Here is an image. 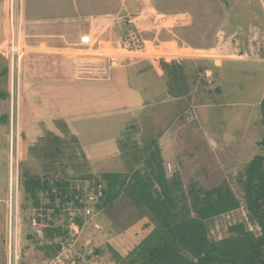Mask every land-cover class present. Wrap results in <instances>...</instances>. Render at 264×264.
I'll return each instance as SVG.
<instances>
[{
    "label": "rangeland",
    "instance_id": "obj_1",
    "mask_svg": "<svg viewBox=\"0 0 264 264\" xmlns=\"http://www.w3.org/2000/svg\"><path fill=\"white\" fill-rule=\"evenodd\" d=\"M108 6L107 12L121 17L107 33L110 50L105 52L116 59L111 64L104 56L76 59L74 70L57 74L59 78L46 56L52 50L22 59L21 49L20 63H14L11 70L6 51L8 4L0 0V91L7 95L0 99V264H50L57 241L64 237L72 239L66 255L75 264H119L116 255L128 254L139 234L152 227L148 218L131 211L123 199L97 211L91 224H98L100 231L86 224L77 235L69 223L72 200L55 211L47 207L49 199L41 192L35 209L21 187L20 175L26 171L44 177L38 149L48 132L61 137L63 155L52 174L68 182L70 193L81 181L99 179L101 173H122L127 169L122 149H140L166 131L174 142L170 152L162 143L167 176L177 172L183 184L190 179L210 184L226 179L238 197L241 191L235 176L260 152L264 0H109ZM14 16L16 34V12ZM37 27L40 34L54 32L53 27ZM135 27L154 65L165 61L187 73L182 95L164 94L157 87L155 72L136 73L146 62L115 50L118 37ZM35 39L33 46L52 42L48 37ZM120 56L123 60L118 62ZM83 61L81 72L78 65ZM118 69L117 78L110 80ZM159 70L164 82H170L160 66ZM121 132L120 151L116 139ZM72 135L78 145L70 140ZM82 153L90 159L91 169L83 165ZM244 218L242 207L217 217L210 224L211 237H223L230 224ZM146 223L149 226L144 228ZM56 227L62 231L59 236L53 231ZM39 228L44 229L42 240L36 232ZM46 229L51 235H46Z\"/></svg>",
    "mask_w": 264,
    "mask_h": 264
},
{
    "label": "trees",
    "instance_id": "obj_2",
    "mask_svg": "<svg viewBox=\"0 0 264 264\" xmlns=\"http://www.w3.org/2000/svg\"><path fill=\"white\" fill-rule=\"evenodd\" d=\"M127 34L122 46L130 50L142 49L132 28ZM159 66L170 80L166 83L167 92L174 97L182 95L184 86L181 84L187 73L165 61L159 62ZM6 97L0 91V99ZM261 107L264 109V96ZM70 140L78 145L74 135L70 136ZM119 140L117 144L120 150ZM43 141L38 152L46 173L44 177H38L22 171L21 187L25 195L31 199L35 209L39 207L38 193L41 192L47 194V207L55 211L70 200L74 206H80L81 202L76 198L79 189L68 192V182L53 175L54 165L63 155L61 137L48 132ZM259 146L260 152L252 156L235 176L241 197L235 194L226 179L214 184L190 179L183 184L177 172L167 176L156 139L145 143L140 149L136 147L128 152L122 149L127 171L104 172L96 179L104 185L97 210L110 208L123 199L121 202L127 204L131 211L135 210L148 218L152 227L124 257L115 253L118 263L264 264V134ZM82 163L87 164L85 156ZM241 207L245 211L244 220L230 224L226 235L213 239L210 224L217 217ZM131 211H128V215ZM75 222L78 225L81 223ZM148 226L147 223L143 225L144 228ZM53 231L56 236L62 232L58 227ZM45 233L51 235L52 231L46 229Z\"/></svg>",
    "mask_w": 264,
    "mask_h": 264
},
{
    "label": "crops",
    "instance_id": "obj_3",
    "mask_svg": "<svg viewBox=\"0 0 264 264\" xmlns=\"http://www.w3.org/2000/svg\"><path fill=\"white\" fill-rule=\"evenodd\" d=\"M8 4V24H9V34H8V43L9 38L12 33V19H14V13L16 12L17 18V28L19 26V41L21 45L22 59L25 56L35 55L38 52H45L46 50H52L49 56L52 60L51 68L53 73L56 75L64 74V72L76 67L77 56L74 54L73 49L76 47L79 37L82 35H89L93 41V44L96 48L103 50H110L107 48L109 40L108 30L114 28V22L120 23L121 17L118 14L107 12L109 6V0H6ZM38 14L45 16L44 20L38 18ZM115 15V16H114ZM12 16V17H11ZM11 18V19H10ZM133 19V24L136 23ZM117 20V21H116ZM135 25V24H134ZM37 26H49L54 28L52 34H40L38 33ZM40 32V31H39ZM14 33V30H13ZM106 34V35H105ZM42 36L50 38L49 42L42 41L41 45H46L45 47L33 46L31 44L35 37ZM36 40V39H35ZM3 41V39L1 40ZM0 41V42H1ZM39 42V41H36ZM31 45H30V44ZM145 46V45H144ZM5 49V47H3ZM145 47L143 53L135 54L134 61L136 62H146V65L143 69H137V74H144L145 72H155L157 87L161 91H165L164 94H167L166 83L159 75V66L154 65L152 59H149L151 54ZM119 50V49H115ZM31 52V53H30ZM46 53V52H45ZM122 54V53H121ZM120 54V55H121ZM115 55V54H114ZM116 56V55H115ZM48 57V58H49ZM121 58V56H120ZM99 60L100 57H97ZM113 59L115 60L116 57ZM123 60L122 58L118 61ZM114 63V62H113ZM133 63V62H132ZM101 69H105L103 65H100ZM150 66V67H149ZM115 67V64L113 65ZM99 68V67H98ZM136 68V67H135ZM120 69L112 72V77L110 80H115L117 74L120 72ZM61 78V76H58ZM165 75V74H164ZM166 78V77H165ZM119 83V82H117ZM126 86V85H125ZM131 89L132 87H127ZM126 126V124H125ZM125 128V127H124ZM123 132V131H122ZM120 136L116 139L117 141L121 138ZM167 131L163 134H160L156 140L157 144L163 152V141L166 142L167 151H171L174 146V142L171 141L170 135H166ZM118 148V147H117ZM85 156V155H84ZM87 164L91 169L90 159L88 156H85ZM164 165V159H163ZM127 169L123 170L122 173L126 172ZM121 173V172H120ZM137 235L138 233H134ZM143 235L139 234L138 239Z\"/></svg>",
    "mask_w": 264,
    "mask_h": 264
},
{
    "label": "built area",
    "instance_id": "obj_4",
    "mask_svg": "<svg viewBox=\"0 0 264 264\" xmlns=\"http://www.w3.org/2000/svg\"><path fill=\"white\" fill-rule=\"evenodd\" d=\"M10 21H12V20H10ZM127 22L129 23V20ZM130 23L132 24V26H134L132 21H130ZM11 25H12V23H11ZM137 30H138L137 27H135L134 31H135L136 35H137V32H136ZM19 31H20L19 26L17 28L16 34H15V32L13 33V29H12L10 41H9V44H8V47L6 50L8 55H9V62H10L11 70H13L15 64L19 65V63H20L21 45H20V41H19ZM127 35L128 34L126 32L125 34L118 37V48H117V49H119V50H117V51H119L118 54L122 53L124 55H127L128 53L138 54V53L147 52V51H145L144 46H142V49H137V50H130V49L123 47L122 41H123V38H125ZM139 41H140V43L142 42L144 44V42L141 38L139 39ZM105 51L106 50L96 48L89 35L80 36L76 47L73 49V52L77 56V59H81V60L85 61V58L87 56H96V57H100V58L104 56V57H107V62L109 64H111L110 61H114V59L112 56H110L111 54L109 52L108 53L110 55H108V53H106ZM149 53L151 54L150 51H149ZM99 60H101V59H99ZM84 61H83L82 65H78V70L81 72L84 71V67H85ZM76 65H77V63H76ZM86 71H88V73H92V70H86ZM166 165H167V169L170 170V164L167 163ZM81 183H82L81 186H78V184L76 186V188L79 189V191H80L79 194L76 195V198H78V200H80L81 205L80 206H74L73 213H70L71 217H70V222H69L72 231L76 235L79 233L82 226L92 223V220L98 211L97 205L103 196V189H104L103 182H101L99 180L98 181H96V180H92V181L83 180V181H81ZM76 217L80 218V221H81L80 225H78L74 221V218H76ZM32 223H33V225L35 224L34 219L32 220ZM92 226L97 231H100V229H101L100 226L96 223L93 224ZM36 232H37L38 236L41 238L40 240H42L43 235H44V229L39 228L36 230ZM68 241L71 242L72 239L71 238L68 239V237H64V238H60L59 241H57V243H56V254H55L54 258L51 260L50 264H59V263L75 264V262L73 260H70L69 257L66 255V252H67L66 248L69 246ZM64 260H67V261H64Z\"/></svg>",
    "mask_w": 264,
    "mask_h": 264
}]
</instances>
